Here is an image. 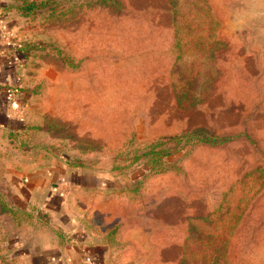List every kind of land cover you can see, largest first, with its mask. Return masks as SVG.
<instances>
[{
	"label": "rangeland",
	"instance_id": "obj_1",
	"mask_svg": "<svg viewBox=\"0 0 264 264\" xmlns=\"http://www.w3.org/2000/svg\"><path fill=\"white\" fill-rule=\"evenodd\" d=\"M17 47L30 151L139 183L109 264H264V0H0ZM5 179L0 264H29Z\"/></svg>",
	"mask_w": 264,
	"mask_h": 264
},
{
	"label": "crops",
	"instance_id": "obj_2",
	"mask_svg": "<svg viewBox=\"0 0 264 264\" xmlns=\"http://www.w3.org/2000/svg\"><path fill=\"white\" fill-rule=\"evenodd\" d=\"M2 57L0 170L6 179L1 193L19 217L18 222L10 217L18 230L16 257H26L29 264H109L121 247L134 241L129 233L137 223L128 221L115 205L120 199L116 192L132 184L118 185L121 174L114 171L31 152L34 145L25 138L31 127L26 113L34 95L16 90L23 87V64L11 66L7 56ZM5 95H11L9 101ZM119 230L128 237L121 242ZM128 253L127 248L122 255Z\"/></svg>",
	"mask_w": 264,
	"mask_h": 264
},
{
	"label": "trees",
	"instance_id": "obj_3",
	"mask_svg": "<svg viewBox=\"0 0 264 264\" xmlns=\"http://www.w3.org/2000/svg\"><path fill=\"white\" fill-rule=\"evenodd\" d=\"M15 54H17V58L15 57V59L18 61H21V63L23 64L24 61V54L22 53L21 48L17 47L16 48V52ZM22 89H24L23 87H18L17 86V91H21ZM26 91V89H24ZM34 90V89H33ZM16 92V91H15ZM27 92V91H26ZM33 93V92H32ZM187 136L186 133H184V135L182 137ZM173 138V137H172ZM167 140V139H166ZM202 141H207L206 139H202ZM139 184V183H138ZM138 184L136 183V185H134L132 188L130 189H125V190H118L116 192L117 195H119L122 198H125L127 200V202L129 204H137L140 203L142 201V198H138V194H137V189L136 187L138 186ZM2 210L7 212L8 215L12 216L15 222L19 221V217L16 216L15 211H13L10 207H8L6 201L2 202Z\"/></svg>",
	"mask_w": 264,
	"mask_h": 264
}]
</instances>
